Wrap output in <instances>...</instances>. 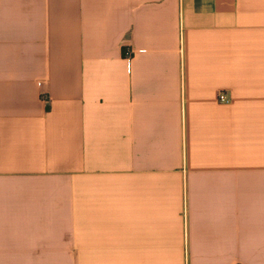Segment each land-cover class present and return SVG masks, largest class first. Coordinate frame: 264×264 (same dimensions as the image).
Segmentation results:
<instances>
[{
  "label": "crops",
  "instance_id": "obj_1",
  "mask_svg": "<svg viewBox=\"0 0 264 264\" xmlns=\"http://www.w3.org/2000/svg\"><path fill=\"white\" fill-rule=\"evenodd\" d=\"M0 264H264V0H0Z\"/></svg>",
  "mask_w": 264,
  "mask_h": 264
},
{
  "label": "built area",
  "instance_id": "obj_2",
  "mask_svg": "<svg viewBox=\"0 0 264 264\" xmlns=\"http://www.w3.org/2000/svg\"><path fill=\"white\" fill-rule=\"evenodd\" d=\"M217 98H218V101H225V96L222 93H218Z\"/></svg>",
  "mask_w": 264,
  "mask_h": 264
}]
</instances>
